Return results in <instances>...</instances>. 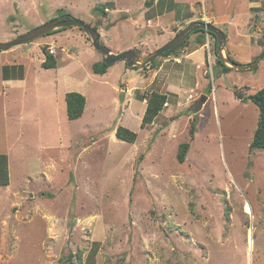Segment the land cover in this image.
Masks as SVG:
<instances>
[{"label":"rangeland","instance_id":"374dc122","mask_svg":"<svg viewBox=\"0 0 264 264\" xmlns=\"http://www.w3.org/2000/svg\"><path fill=\"white\" fill-rule=\"evenodd\" d=\"M15 1L0 0V42L59 17L52 2H61L102 28L116 53H151L193 21L223 30L224 55L238 64L264 52V0H38L22 10ZM201 37L192 32L158 57V74L152 63L95 72L103 54L78 26L0 51V153L10 168L0 186V264H264V149L251 146L260 109L248 98L264 87V59L226 71L215 35ZM48 47L57 50L53 68L42 66ZM169 83L180 93L165 90L168 104L143 128L146 96ZM76 86L86 108L71 120L66 93ZM119 125L136 142L119 139ZM182 142L191 143L184 162Z\"/></svg>","mask_w":264,"mask_h":264},{"label":"trees","instance_id":"16d2710c","mask_svg":"<svg viewBox=\"0 0 264 264\" xmlns=\"http://www.w3.org/2000/svg\"><path fill=\"white\" fill-rule=\"evenodd\" d=\"M59 12H60V15L58 18L60 19H69L73 17L71 16L70 13H67V12L65 13L64 9H59ZM53 19H57V17ZM95 28L98 29L97 27ZM197 32L202 33L201 39L205 37L206 32L208 33V31H205L204 29H197L195 33ZM209 33L212 34V32H209ZM178 46L166 51L161 56L164 57V56L170 55L173 52V50L176 49ZM217 51H218V38H216V52ZM218 61L225 68L226 71L233 70L232 67L228 66L222 61L221 57H219ZM151 63L152 65H155V67L156 65L158 67L160 65L159 60L157 58L153 60ZM153 63H156V64H153ZM98 64H101V65H98ZM56 65H57V61L54 55L47 54V58L43 62V66L45 68H53V67H56ZM110 66L111 65L106 63L105 58H103L102 61L97 62L94 65V69H95V72L104 74L108 71V68ZM248 98L254 101L260 109V119L258 122V126L255 130L254 137L251 142V146L254 148L264 149V87L258 89L254 93H250L248 95ZM146 99H147V107H146V111L144 113V116L142 118V123H141V126L143 128L154 123L155 118L165 108L166 103H168L169 95L167 93L154 90L146 96ZM66 101H67V111H68L69 119L74 120V119L80 118L85 111L86 101H87L86 96L83 93L78 92V91H70L66 93ZM195 130H196V124L192 123L191 129H190L192 139L195 138L194 137ZM115 132L119 139L127 141V142L134 143L136 142L138 138V133L133 131L127 126L119 125L116 128ZM190 147H191L190 142H182L179 145L178 159L180 162L185 161ZM9 184H10L9 156L7 153H0V186H8ZM228 215H229V211H228ZM71 263L76 264L73 260Z\"/></svg>","mask_w":264,"mask_h":264},{"label":"water","instance_id":"95a60500","mask_svg":"<svg viewBox=\"0 0 264 264\" xmlns=\"http://www.w3.org/2000/svg\"><path fill=\"white\" fill-rule=\"evenodd\" d=\"M152 4L153 2H150L148 3V6H151ZM70 26H78L83 28L87 36L91 40L94 48L104 55L105 61L109 65L115 64L117 62H125L129 67L141 66V65L145 66L146 64H149L156 58L160 57L166 51L174 48L175 46L185 41L189 37L190 33L196 29H204L205 31L212 32L216 35V37L218 38V53L221 56L222 61L227 65L231 64V66L235 69L244 70L249 68H255L264 59V52L256 59V61L250 64H238L236 61L228 58L227 56L224 55V42L226 40L225 32L215 27V25L210 23H205L203 21L190 23L186 28H184L180 33H178L171 41H169L168 43L164 44L163 46H161L160 48H158L157 50L151 53L144 54L142 52L137 51L136 49H129L116 53L112 51L111 48L107 46L105 43H102L101 34L98 29H96L91 24L76 17H71L69 19H60V18L53 19L40 26L35 27L34 29L24 34L18 35L17 37L11 40L0 42V51L9 50L15 46L32 41L56 29H60L63 27H70ZM206 100H207V96L203 95L200 101L199 108L202 107V104Z\"/></svg>","mask_w":264,"mask_h":264},{"label":"crops","instance_id":"0c3cea01","mask_svg":"<svg viewBox=\"0 0 264 264\" xmlns=\"http://www.w3.org/2000/svg\"><path fill=\"white\" fill-rule=\"evenodd\" d=\"M6 1H9V0H6ZM27 1H29L28 3H30L31 4V7H32V9H38L37 7L42 3V2H38V0H17V1H15L13 4H15V9H18V10H22L21 9V4L23 3V2H27ZM52 1H54V0H52ZM103 1V0H102ZM45 2H47V3H49V4H51V2L49 1V0H45ZM66 2V1H65ZM104 2V1H103ZM11 3V2H10ZM52 3H54V5H56V6H54V8H56V11L57 10H59V9H64L63 8V4H61V2H52ZM67 3V2H66ZM70 3H72V2H70ZM20 6V7H19ZM50 6V5H49ZM24 11H27V10H24ZM38 11V10H37ZM54 13L55 11L53 10V11H51V13ZM58 18V17H57ZM53 19V18H52ZM101 30L99 31L100 32V34H101V31H103V29L102 28H100ZM102 34H103V32H102ZM13 37H15V34H14V36L13 35H11V37H5V38H3V40L5 41V40H8V39H11V38H13ZM101 38H102V35H101ZM89 41V40H88ZM91 42V41H90ZM57 51V50H56ZM48 54V52H46V55ZM56 55V54H55ZM101 55H102V53H101ZM103 57H101L100 56V58H99V60L97 59L96 61H94V63L95 62H100V60H103V58H105L104 57V55H102ZM96 57V56H95ZM191 58H192V60L190 61V63H193L194 64V67H193V69H194V72L195 73H197L198 72V67H199V65H200V67L202 66V63H204L205 62V60H206V53H205V51L203 50V48L201 47L200 49H197V50H195V52H193V54L191 55ZM44 62V61H43ZM122 64H124L126 67H127V64L125 63V62H117V63H115V64H112V66L111 67H109V69H108V71L106 72V73H104V74H109V73H111L114 69H117V68H119V67H121L122 66ZM197 65H198V67H197ZM42 66H43V64H42ZM93 67V66H92ZM199 67V68H200ZM164 67H163V64H162V66H160V67H158V68H156L155 69V72H156V74H158L159 72H161V70L163 69ZM164 71H165V69H164ZM167 74V73H166ZM9 77V76H8ZM3 78H4V80H8V81H17V80H21V79H23L24 77H20V78H18V77H15V78H7V77H5V76H3ZM121 80H123V79H121ZM120 80V81H121ZM128 82H127V84H129L130 86L131 85H134V83L133 82H135V80H134V77H132V78H130L129 80H127ZM136 84V83H135ZM165 88V89H164ZM169 88V89H168ZM74 90H77L78 92L80 91V92H84L85 93V90H83L81 87H79V86H76V87H74ZM165 90H170V93H175V94H179L180 93V90H181V86L180 85H176V86H174L173 84H168L167 85V87H163L162 89H160L159 91L160 92H163V93H167L168 95H169V98H170V93L169 92H167V91H165ZM152 92V91H151ZM83 93V94H84ZM86 94V93H85ZM86 99H87V97H86ZM169 102V101H168ZM146 104H147V102H146ZM146 107H147V105H146ZM86 108V107H85ZM114 133H115V131H114Z\"/></svg>","mask_w":264,"mask_h":264},{"label":"built area","instance_id":"2783aa9c","mask_svg":"<svg viewBox=\"0 0 264 264\" xmlns=\"http://www.w3.org/2000/svg\"><path fill=\"white\" fill-rule=\"evenodd\" d=\"M57 53L56 48L54 47H48V54L55 55ZM167 105V103H166Z\"/></svg>","mask_w":264,"mask_h":264},{"label":"flooded vegetation","instance_id":"af4514ba","mask_svg":"<svg viewBox=\"0 0 264 264\" xmlns=\"http://www.w3.org/2000/svg\"><path fill=\"white\" fill-rule=\"evenodd\" d=\"M193 22H194V21H193ZM196 30H197V29H196ZM196 30H194L193 32H195ZM191 33H192V32H191ZM191 33H190V34H191ZM213 34H214V33H213ZM214 35H215V34H214ZM215 37H216V35H215ZM216 38H217V37H216Z\"/></svg>","mask_w":264,"mask_h":264},{"label":"clouds","instance_id":"9594fccd","mask_svg":"<svg viewBox=\"0 0 264 264\" xmlns=\"http://www.w3.org/2000/svg\"><path fill=\"white\" fill-rule=\"evenodd\" d=\"M209 33V32H208ZM168 104V103H167Z\"/></svg>","mask_w":264,"mask_h":264}]
</instances>
